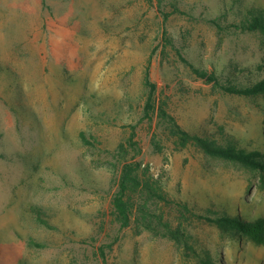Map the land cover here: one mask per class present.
Instances as JSON below:
<instances>
[{
	"label": "rangeland",
	"instance_id": "374dc122",
	"mask_svg": "<svg viewBox=\"0 0 264 264\" xmlns=\"http://www.w3.org/2000/svg\"><path fill=\"white\" fill-rule=\"evenodd\" d=\"M259 15L264 0H0V264H264V242L201 218L264 219V172L178 148L160 118L264 152V95L190 67L264 79V32L242 29Z\"/></svg>",
	"mask_w": 264,
	"mask_h": 264
},
{
	"label": "trees",
	"instance_id": "16d2710c",
	"mask_svg": "<svg viewBox=\"0 0 264 264\" xmlns=\"http://www.w3.org/2000/svg\"><path fill=\"white\" fill-rule=\"evenodd\" d=\"M242 29L250 31L262 30L264 32L263 16H254L250 23H244L242 25ZM151 59L152 57L149 60L144 77L145 86L148 89V97L144 111L145 118L149 120L153 119L152 114L156 109V95L158 91V86L152 79ZM183 60L188 63L184 57ZM190 67L198 78L220 86L228 94L243 97H254L259 94L264 95V79L251 85L236 84L231 81L223 85L221 84L220 77L215 72L197 68L192 64H190ZM261 70H264V65L261 66ZM160 118L161 121L167 125L169 135L176 139L178 148H187L189 145H194L209 156L239 163L244 167L264 172V152L258 150L247 151L243 148H239L232 142L223 145L212 137L192 134L185 130L178 120L173 115H170L163 107L160 108ZM135 136L136 133L134 129L130 137L131 143H133ZM83 138L86 142H89L84 136ZM135 170L136 169L133 168L132 165H126L124 167L119 190L113 198V206L122 228H127L131 225L132 207L129 204L128 197L133 186H139ZM201 218L215 223L225 232H239L257 243L264 242V219L246 221L240 217H232L226 214L216 218L210 216H201ZM204 264L211 263L205 262Z\"/></svg>",
	"mask_w": 264,
	"mask_h": 264
}]
</instances>
